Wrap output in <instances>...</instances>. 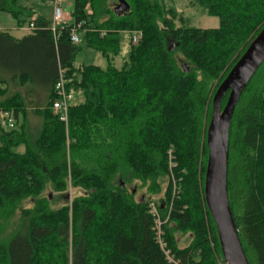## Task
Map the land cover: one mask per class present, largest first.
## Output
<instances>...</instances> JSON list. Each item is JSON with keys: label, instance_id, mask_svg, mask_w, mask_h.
Listing matches in <instances>:
<instances>
[{"label": "trees", "instance_id": "1", "mask_svg": "<svg viewBox=\"0 0 264 264\" xmlns=\"http://www.w3.org/2000/svg\"><path fill=\"white\" fill-rule=\"evenodd\" d=\"M113 1L73 0L72 22L56 39L51 22L0 0L1 13L34 24L21 40L0 32V110L17 118L15 129L0 128V223L8 208L34 199L10 236L0 226V264H225L204 201L206 132L218 86L264 28V0H190L218 18L215 29L178 19L162 0H125L130 10L122 14ZM77 24L81 44L110 61L105 68L77 65L82 46L69 38ZM134 30L142 38L129 39L117 68L111 63L121 54V32ZM61 76L75 95L67 124L53 110ZM23 89L45 102L29 105ZM171 155L184 189L171 218L193 236L183 249L167 226L162 249L149 201H136L127 187L168 178ZM48 185L83 195L55 211L42 196ZM228 195L249 263L264 264V63L232 119Z\"/></svg>", "mask_w": 264, "mask_h": 264}, {"label": "rangeland", "instance_id": "2", "mask_svg": "<svg viewBox=\"0 0 264 264\" xmlns=\"http://www.w3.org/2000/svg\"><path fill=\"white\" fill-rule=\"evenodd\" d=\"M20 6L33 9L39 16L46 18L49 21H53V0H16ZM118 0H114L110 3L112 5V9L117 7ZM162 4L167 9H174L178 13V19L183 21H187L189 25L201 28V29H215L219 27V20L217 17H209L205 14V12L195 6L190 0H162ZM64 16L65 22L67 24L72 22L71 12L73 10V0H64ZM88 13H91L90 10ZM183 21H181L183 23ZM176 25L179 26L180 22L176 21ZM12 26H16V19L6 13L0 12V28L6 29L9 32H12L10 28ZM25 29L29 28V22L26 20L24 24ZM143 32L140 30L134 31H122L123 35V43L121 48V54L118 56L111 64H114L117 68H121L123 64V60L126 57V53L129 48V39L133 33ZM81 44V43H80ZM82 49L78 53L76 57L77 65L82 64H94L100 67L105 68L107 64L110 62L102 57L98 52L93 51L85 47V45L81 44ZM6 87V86H3ZM25 94V98L28 101L29 105L38 106L45 102V96L36 95L30 89L22 90ZM56 114V112H55ZM1 128V127H0ZM2 129V128H1ZM3 130V129H2ZM5 131V130H3ZM6 132V131H5ZM16 151L23 152L24 147L20 146ZM171 154L172 151H169ZM174 157L171 155L168 159V178L163 177L158 181L157 184H153L156 186H152L151 183L142 186L141 183L136 182L131 185H128V190L135 191V200L139 201L140 199H145L149 201L150 208H155L157 211V221H156V229L158 228L160 233V240L165 239L167 232L164 227L169 228V232L174 236V239L177 242L179 248L183 249L191 245L193 241V236L190 231H180L177 228L175 221L171 218L172 208L178 200L183 197V187H181V178L177 175L176 172V164L173 161ZM206 171V170H205ZM182 174V173H180ZM182 176V175H181ZM168 188V189H167ZM168 192V194H166ZM65 194H59L52 190L51 186L48 185L44 194L42 195L45 198L50 200V208L52 210H60L63 207L67 206L72 207V202L75 197L83 195V191L79 189H72L69 186V189ZM34 199L28 198L25 199L21 205L18 207H10L4 213L2 217L0 226L2 229V236H10L17 224V221L20 217V212L23 209L33 208ZM68 202V203H67ZM161 207L162 211L164 210L165 219L162 218L159 208ZM71 212V211H70ZM151 212V209H150ZM212 248L214 245L211 243Z\"/></svg>", "mask_w": 264, "mask_h": 264}, {"label": "water", "instance_id": "3", "mask_svg": "<svg viewBox=\"0 0 264 264\" xmlns=\"http://www.w3.org/2000/svg\"><path fill=\"white\" fill-rule=\"evenodd\" d=\"M125 0H118L116 11L128 12ZM178 44H172V52ZM264 63V28L218 86L212 99V114L206 132L208 149L204 178V201L215 224L225 264H250L232 216L228 195L229 136L238 102L253 76ZM185 68V67H184ZM188 72L189 69L185 68ZM229 92L226 105L221 102Z\"/></svg>", "mask_w": 264, "mask_h": 264}, {"label": "built area", "instance_id": "4", "mask_svg": "<svg viewBox=\"0 0 264 264\" xmlns=\"http://www.w3.org/2000/svg\"><path fill=\"white\" fill-rule=\"evenodd\" d=\"M64 0H53V21L51 23V30L53 32L54 38H58L57 31L58 29H64L67 26L65 22L64 16V7H63ZM29 29H34V24H29ZM81 24H77L73 26L69 31V38L73 45H80L81 43V34H80ZM103 33L102 35H104ZM131 41L133 43H138L142 38V33H133L130 36ZM66 80L63 76L60 77L58 82L55 85V94L56 99L53 102V110L58 114L60 121L64 122L65 124L68 123V112L69 106L72 102L75 101V95L72 93H68L66 89ZM17 125V118L14 116L13 112L11 111H3L0 110V127L5 131H10L16 128ZM151 213L157 219V211L155 208L151 207ZM157 221V220H156ZM157 239L160 243L162 249L165 248V244L162 240H160V233L158 228L156 229ZM168 259L172 262V258L168 255V252H165Z\"/></svg>", "mask_w": 264, "mask_h": 264}, {"label": "crops", "instance_id": "5", "mask_svg": "<svg viewBox=\"0 0 264 264\" xmlns=\"http://www.w3.org/2000/svg\"><path fill=\"white\" fill-rule=\"evenodd\" d=\"M33 10V9H32ZM34 16L32 18V20H35L38 17L43 18L44 20L51 22L49 20H47L46 18L39 16L36 12H34ZM10 30H12V32L7 31L6 29H2L0 28V32L6 33L8 35H10L11 37L17 39V40H21L24 37L28 36L31 33V30L29 28H26L24 26H20L16 20V26H12L10 28Z\"/></svg>", "mask_w": 264, "mask_h": 264}]
</instances>
